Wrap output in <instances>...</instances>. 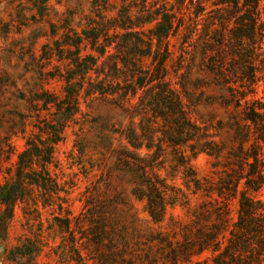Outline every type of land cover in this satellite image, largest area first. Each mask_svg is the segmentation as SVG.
<instances>
[{
    "label": "trees",
    "instance_id": "trees-1",
    "mask_svg": "<svg viewBox=\"0 0 264 264\" xmlns=\"http://www.w3.org/2000/svg\"><path fill=\"white\" fill-rule=\"evenodd\" d=\"M147 1L120 0L117 8L93 0L95 14L85 28L77 32L68 19L51 23V41L38 55L29 52L26 72L36 89L16 98L24 113L12 114L6 129L0 124L5 161L10 139L31 127L13 171L5 169L2 214L10 221L14 204L33 191L42 207L55 196L77 264H264V101L254 98L256 84L264 83L260 0ZM50 7L49 0L33 2L40 18ZM177 36L201 56L203 77L193 92L185 88L188 65L177 88L169 79L188 64L182 48L178 68L167 66L174 54L168 39ZM55 79L62 82L59 95L45 88ZM99 102L118 110L127 125L100 137L99 174L86 188L81 212L71 217L60 196L64 185L49 171L56 168L54 147L84 119L82 105L88 110ZM198 107L222 115H202ZM200 154L212 159L215 178H198L190 166ZM165 167L181 170L185 191L160 175ZM189 192L203 196L189 221L169 217L162 228L168 208L189 205ZM25 244L7 251L8 263L34 264L39 249ZM206 252L209 258L193 261Z\"/></svg>",
    "mask_w": 264,
    "mask_h": 264
},
{
    "label": "rangeland",
    "instance_id": "rangeland-1",
    "mask_svg": "<svg viewBox=\"0 0 264 264\" xmlns=\"http://www.w3.org/2000/svg\"><path fill=\"white\" fill-rule=\"evenodd\" d=\"M92 1L61 0L57 3L55 0H49L51 7L40 18L33 8L34 0H0V124L3 128L6 129L9 118L14 116L12 114L25 112L24 103L16 98L27 97L29 91L36 89V80L31 71L26 72L28 67L32 68L30 65L28 67L25 65V62L29 61V52L32 50L35 55H38L40 46L51 41L49 34V24L51 23L58 26L62 20L68 19L70 27L77 32L85 28L86 20L95 14ZM109 1L117 8L121 5L120 0ZM151 1L153 0L147 2ZM158 1L170 2L169 0ZM260 8L264 19V0H260ZM106 15L108 17L115 16V10L106 12ZM59 34H61V30L58 31ZM181 40L180 36L168 39L169 48L174 54L167 66L168 68L171 66L170 70L178 68L177 58L182 48H185L186 54L183 57L188 64L183 63V67L177 71L176 77L171 71L169 79L172 86L177 88L175 82L180 80L179 75L185 72L188 65L190 75L185 88L189 92H193L192 84L196 79L203 77L201 56L199 53L193 55L188 43L181 45ZM189 60H192V63ZM61 85L62 82L55 79L45 88L59 95ZM260 97L264 101V83L262 81L256 84L254 98ZM82 110L86 114L84 119L76 125L71 124L64 131V139L54 147L53 156L56 168H49L52 177L64 185L66 194L61 193L60 196L65 197L66 205L64 206L67 207L71 217L77 216L81 212L86 188L91 186L99 174L96 166L100 165L99 159L101 158L97 154L100 150V137L109 133L110 130L127 125V120L120 112L107 104L95 103L88 110L82 105ZM197 111L202 115L210 112H218L222 115V112L215 107H198ZM30 130L31 127H27L25 135L18 133L10 139L13 149L9 160L5 161L4 155H0V187L5 182V169L13 166V171L16 155L23 150L25 139ZM0 135H2L1 130ZM81 148H84L83 154H79ZM93 148H96L97 151H93ZM211 162V158L200 154L190 161V166L198 178H215ZM160 175L166 177L169 184L185 191L181 170L173 172L170 168L165 167L160 171ZM114 184L117 185V181ZM36 195L37 193L33 191L25 198L24 202H16L10 221H6L7 214H2L3 210L0 208V264H10L6 260L7 251L21 245L26 246L25 242H29L39 249L33 261L34 264H77L75 254L68 242L69 235L58 221L63 218V215H59L56 210L58 203L56 197L52 196L51 205L42 207L40 201L36 199ZM188 198V206L176 204L167 209L165 220L160 224L162 228L167 227L169 217L183 223L189 221L191 212L203 200V196L201 193L193 195L189 192ZM133 204L139 217L146 219V215L142 213V205L136 201H133ZM231 207L233 210L231 216L234 218L236 201H233ZM209 257V252H206L199 258H194L193 261ZM21 264H32V262L21 260Z\"/></svg>",
    "mask_w": 264,
    "mask_h": 264
}]
</instances>
